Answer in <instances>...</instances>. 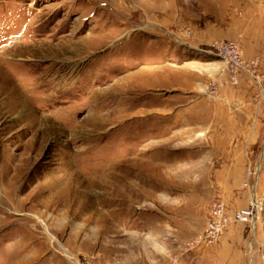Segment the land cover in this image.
Segmentation results:
<instances>
[{
    "label": "rangeland",
    "instance_id": "374dc122",
    "mask_svg": "<svg viewBox=\"0 0 264 264\" xmlns=\"http://www.w3.org/2000/svg\"><path fill=\"white\" fill-rule=\"evenodd\" d=\"M217 201L232 222L192 247ZM263 246L264 0H0V264Z\"/></svg>",
    "mask_w": 264,
    "mask_h": 264
},
{
    "label": "built area",
    "instance_id": "2783aa9c",
    "mask_svg": "<svg viewBox=\"0 0 264 264\" xmlns=\"http://www.w3.org/2000/svg\"><path fill=\"white\" fill-rule=\"evenodd\" d=\"M217 88L213 86L212 93H216ZM256 203H251V206L238 210L234 214V221L248 223L254 220L257 211ZM232 222V218L229 216L227 208L225 204L221 201H217L213 203L210 208V217L207 225V230L205 235L199 237L192 247L200 246V245H212L216 243L220 237L223 235L224 231L227 229L228 225ZM262 261L264 264V246L261 251Z\"/></svg>",
    "mask_w": 264,
    "mask_h": 264
},
{
    "label": "bare ground",
    "instance_id": "6f19581e",
    "mask_svg": "<svg viewBox=\"0 0 264 264\" xmlns=\"http://www.w3.org/2000/svg\"><path fill=\"white\" fill-rule=\"evenodd\" d=\"M253 203H256V202L253 201ZM256 205L259 206V208H260V205L259 204H256ZM252 263H253V261H252Z\"/></svg>",
    "mask_w": 264,
    "mask_h": 264
}]
</instances>
